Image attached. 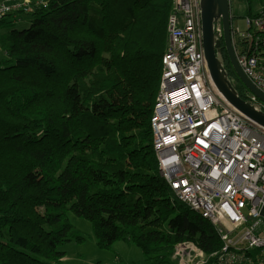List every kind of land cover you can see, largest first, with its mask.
Segmentation results:
<instances>
[{
	"label": "trees",
	"instance_id": "obj_1",
	"mask_svg": "<svg viewBox=\"0 0 264 264\" xmlns=\"http://www.w3.org/2000/svg\"><path fill=\"white\" fill-rule=\"evenodd\" d=\"M242 2L246 23L236 25L234 15L233 29L264 38L247 25L264 0ZM174 7L175 0H50L25 29L12 17L1 23L0 264L61 263L59 248L84 240L69 211L92 224L100 249L133 244L148 264H172L185 242L206 254L220 249L217 231L160 175L153 145ZM243 44L250 52L249 40ZM223 57L248 100L224 46Z\"/></svg>",
	"mask_w": 264,
	"mask_h": 264
},
{
	"label": "built area",
	"instance_id": "obj_2",
	"mask_svg": "<svg viewBox=\"0 0 264 264\" xmlns=\"http://www.w3.org/2000/svg\"><path fill=\"white\" fill-rule=\"evenodd\" d=\"M31 1L0 0V25L10 17L17 20V12ZM247 25L264 32V10ZM168 28L151 117L159 173L181 202L219 226L222 243L206 254L185 242L171 259L177 264H190L194 257L197 264H264V127L215 88L203 50L199 0H175ZM243 39L249 40L250 52ZM232 40L242 71L264 94V38L232 27ZM247 96L262 104L251 92Z\"/></svg>",
	"mask_w": 264,
	"mask_h": 264
},
{
	"label": "water",
	"instance_id": "obj_3",
	"mask_svg": "<svg viewBox=\"0 0 264 264\" xmlns=\"http://www.w3.org/2000/svg\"><path fill=\"white\" fill-rule=\"evenodd\" d=\"M201 33L205 59L218 93L246 118L264 127V94L251 82L238 64L232 40L230 0H199ZM223 45L237 75L247 89L263 104L244 99L225 68Z\"/></svg>",
	"mask_w": 264,
	"mask_h": 264
},
{
	"label": "rangeland",
	"instance_id": "obj_4",
	"mask_svg": "<svg viewBox=\"0 0 264 264\" xmlns=\"http://www.w3.org/2000/svg\"><path fill=\"white\" fill-rule=\"evenodd\" d=\"M33 2V3H32ZM50 0H33L30 4H25L21 7V10L17 12L19 19L15 22L17 29H25L30 26L32 21V15L37 9L44 7L46 8ZM231 2V14L232 17L235 15V24L244 28L246 19V8L247 5L242 2V0H230ZM31 5V9L27 8ZM27 8V9H25ZM258 4H255L253 9L256 11ZM104 56H108L105 54ZM4 54L0 49V59L4 58ZM232 78V77H231ZM234 81L235 79L232 78ZM194 213L198 214L196 211ZM68 219L75 228L79 229L84 240L81 243L76 241H71L59 249L65 252V257L61 260L59 264H148L145 261V256L142 249L136 245L128 244L122 241L116 242L112 249L102 250L97 246L94 229L92 224L82 217L76 216L73 212H68ZM207 223H209L215 230L219 226H216L210 220L203 218ZM181 260L185 257H180ZM178 264H179V260ZM199 259L194 257L191 259L190 264H197ZM172 264H176L174 260H171ZM188 264V263H183Z\"/></svg>",
	"mask_w": 264,
	"mask_h": 264
},
{
	"label": "clouds",
	"instance_id": "obj_5",
	"mask_svg": "<svg viewBox=\"0 0 264 264\" xmlns=\"http://www.w3.org/2000/svg\"><path fill=\"white\" fill-rule=\"evenodd\" d=\"M249 91V90H248ZM250 92V91H249ZM263 108H264V106H263Z\"/></svg>",
	"mask_w": 264,
	"mask_h": 264
},
{
	"label": "flooded vegetation",
	"instance_id": "obj_6",
	"mask_svg": "<svg viewBox=\"0 0 264 264\" xmlns=\"http://www.w3.org/2000/svg\"><path fill=\"white\" fill-rule=\"evenodd\" d=\"M224 46V45H223Z\"/></svg>",
	"mask_w": 264,
	"mask_h": 264
}]
</instances>
